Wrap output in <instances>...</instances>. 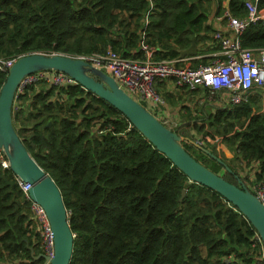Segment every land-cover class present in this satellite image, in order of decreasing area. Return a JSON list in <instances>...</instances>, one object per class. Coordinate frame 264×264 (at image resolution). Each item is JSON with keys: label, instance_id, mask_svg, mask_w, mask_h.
<instances>
[{"label": "trees", "instance_id": "trees-1", "mask_svg": "<svg viewBox=\"0 0 264 264\" xmlns=\"http://www.w3.org/2000/svg\"><path fill=\"white\" fill-rule=\"evenodd\" d=\"M224 1L0 0V57L37 52L85 56L110 49L141 59L138 41L147 16L145 43L154 48L152 58H180L193 39L197 53L188 57V64L195 68L208 64L209 55L220 49L210 11L216 6L214 12L220 14ZM243 2L229 0L235 17L246 16ZM259 6L264 7V0ZM240 41L243 48H264V24L249 25ZM5 78L0 71V88ZM157 89L167 107L183 117L173 131L183 137L181 145L194 160L250 192L248 183H264L260 89H252L246 102L220 106L206 101L219 98L222 91L167 90L160 83ZM190 97L205 102L195 103L194 113L181 104ZM19 98L27 111H12L13 127L36 164L53 179L69 214L74 240L68 264H263L250 223L218 193L191 183L105 101L79 85H34ZM187 128L194 135L180 132ZM208 137H221L217 142L232 156H219ZM251 169L254 177L248 182L240 172ZM30 203L13 172L0 167L2 264L42 263L34 260L41 251Z\"/></svg>", "mask_w": 264, "mask_h": 264}, {"label": "built area", "instance_id": "built-area-1", "mask_svg": "<svg viewBox=\"0 0 264 264\" xmlns=\"http://www.w3.org/2000/svg\"><path fill=\"white\" fill-rule=\"evenodd\" d=\"M260 1L244 0L246 16L243 18L235 17L232 14L228 7L229 0L223 2L220 14L217 15L212 11L210 23L213 28V39L218 43L220 49L209 55L212 60L208 64H201L195 68L188 64V61L192 59L188 57L173 60H154L152 58L154 48L145 43L147 16L144 19L143 30L140 32L138 41V47L143 56L141 59L124 58L110 49L102 54L63 56L85 61L87 66L108 74L119 88L140 103L163 125L174 130L177 122L171 118L165 99L157 89L159 83L169 88L184 86L189 90L207 87L212 94L222 91L232 104L246 102L252 89L255 91L260 89L261 95L264 97V48L257 50L243 48L240 41V35L249 25L256 22L264 24V7L259 6ZM34 54L62 55L45 52ZM18 59L0 57V71L7 73ZM38 84H44L47 87L77 85L69 75L54 70H38L24 75L16 87L12 111L17 112L19 109L25 108L26 104L22 103V99L19 97L25 93L28 87ZM207 140L214 141L217 148L220 147V143L217 142L220 141L219 138L210 139L208 137ZM199 141H196L198 145H200ZM0 167L9 169V162L2 148H0ZM15 177L24 197L31 202L30 211L39 231L38 247L42 254L52 258L54 238L46 213L42 206L30 199L28 192L30 185L24 183L19 177ZM249 189L264 206V183H250ZM254 240L261 244L257 233H255ZM259 259L264 264L262 253Z\"/></svg>", "mask_w": 264, "mask_h": 264}, {"label": "water", "instance_id": "water-1", "mask_svg": "<svg viewBox=\"0 0 264 264\" xmlns=\"http://www.w3.org/2000/svg\"><path fill=\"white\" fill-rule=\"evenodd\" d=\"M197 53L194 40L180 52V57ZM38 70H54L69 75L82 89L91 92L120 112L147 141L165 155L191 183L199 184L218 193L230 203L253 227L264 246V206L244 186L237 187L225 181L194 160L182 147L183 137L167 128L140 103L131 98L108 74L87 66L85 61L63 55L29 54L20 57L7 71L0 88V148L9 162V169L24 183L30 185V199L43 207L54 238L53 257L41 252L34 260L42 264H68L72 254L74 234L69 227L68 211L53 179L30 156L12 124V105L20 79ZM198 145L197 143H195ZM11 147V149H10ZM210 154L209 151H206ZM222 163L217 156L211 155ZM223 164V163H222ZM228 170V167L224 165ZM184 195V192H183ZM31 255L32 250H30Z\"/></svg>", "mask_w": 264, "mask_h": 264}, {"label": "crops", "instance_id": "crops-1", "mask_svg": "<svg viewBox=\"0 0 264 264\" xmlns=\"http://www.w3.org/2000/svg\"><path fill=\"white\" fill-rule=\"evenodd\" d=\"M215 9H216V6H214L213 7V9H212V11H215ZM210 25H211V23H210ZM212 54V53H211ZM210 57V56H209ZM166 88H167V90L169 89V90H172V87L171 88H169V87H167L166 86ZM221 96H224L223 98H221ZM221 96H220V98H218V100H209V101H206L207 103H209V104H214V105H218V106H220L222 103H227L228 102V97H227V95H225V93H223L222 92V94H221ZM183 101V103H181L182 105H187L188 107H189V109L192 111V113H194L193 112V109L196 107L194 104L195 103H197L198 105H201L202 103H205L204 102V100L203 99H200L199 101H196V97H194V98H187V100H182ZM178 108V107H177ZM176 108V109H177ZM212 111V110H211ZM172 116H176L175 117V119H177V121H178V123L179 122H181L182 123V116L179 118V116L177 115V114H175L174 112L171 114ZM222 152L224 153V154H226V155H230L229 157H231L232 156V154H231V152L224 146L223 147V150H222Z\"/></svg>", "mask_w": 264, "mask_h": 264}, {"label": "rangeland", "instance_id": "rangeland-1", "mask_svg": "<svg viewBox=\"0 0 264 264\" xmlns=\"http://www.w3.org/2000/svg\"><path fill=\"white\" fill-rule=\"evenodd\" d=\"M210 14H212V10L210 11ZM40 86V87H39ZM36 87L37 88H42V87H44V88H46L47 86L46 85H44V84H38V85H36ZM224 96H221V98H223ZM219 98H220V96H219ZM218 100V97L217 98H209V99H207V101H209V100ZM17 104H19V102L17 101ZM171 109H169V107H168V110H169V113H170V116H171V118H173V119H175V117L176 116H172L171 114L174 112L175 114H177L176 112H175V109L173 108V107H170ZM27 109V107L25 106V108L23 109V112L24 113H26L25 111H27L26 110ZM171 118H170V121H171ZM175 122H177L178 123V121H177V119H175ZM176 123V124H177ZM176 128V127H175ZM174 128V129H175ZM180 132H183L184 134H193L194 135V131L192 130V129H183V130H181ZM200 135H196L195 134V138H197V137H199ZM220 139H221V137H219ZM222 141V140H221ZM223 147H224V145L223 144H220V147L219 148H217V147H215V150H216V152L219 154V156H222V150H223ZM224 154V153H223ZM226 157H229L230 155H226V154H224ZM230 158V157H229ZM253 169H251L250 171H242V172H240V174H241V176H243L248 182L249 181H251L252 179H253V177H254V175H253V171H252ZM250 183H248V185H249Z\"/></svg>", "mask_w": 264, "mask_h": 264}, {"label": "flooded vegetation", "instance_id": "flooded-vegetation-1", "mask_svg": "<svg viewBox=\"0 0 264 264\" xmlns=\"http://www.w3.org/2000/svg\"><path fill=\"white\" fill-rule=\"evenodd\" d=\"M261 253L264 255V246H263L262 242H261Z\"/></svg>", "mask_w": 264, "mask_h": 264}, {"label": "clouds", "instance_id": "clouds-1", "mask_svg": "<svg viewBox=\"0 0 264 264\" xmlns=\"http://www.w3.org/2000/svg\"><path fill=\"white\" fill-rule=\"evenodd\" d=\"M7 74V73H6ZM252 193V192H251ZM253 194V193H252Z\"/></svg>", "mask_w": 264, "mask_h": 264}, {"label": "bare ground", "instance_id": "bare-ground-1", "mask_svg": "<svg viewBox=\"0 0 264 264\" xmlns=\"http://www.w3.org/2000/svg\"><path fill=\"white\" fill-rule=\"evenodd\" d=\"M10 149H11V147H10Z\"/></svg>", "mask_w": 264, "mask_h": 264}]
</instances>
